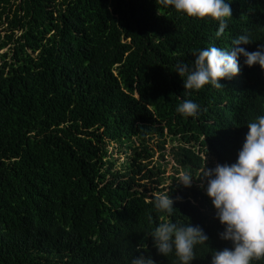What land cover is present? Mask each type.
Returning <instances> with one entry per match:
<instances>
[{"label": "trees", "instance_id": "1", "mask_svg": "<svg viewBox=\"0 0 264 264\" xmlns=\"http://www.w3.org/2000/svg\"><path fill=\"white\" fill-rule=\"evenodd\" d=\"M230 7L217 38L218 21L163 0H0V264H130L141 254L178 264L149 236L161 219L208 235L191 264L230 247L193 180L204 166L235 161L247 123L264 115V70L241 57L232 79L196 91L175 72L178 62L192 63L193 50L230 49L240 34L250 37L240 45L248 51L264 44V0ZM184 99L200 106L198 116L175 111ZM153 136L180 142L175 156L196 176L191 186L179 176L165 184L160 164L143 165ZM111 143L126 155L120 167ZM151 176L163 185L156 194L173 197L172 216L140 190Z\"/></svg>", "mask_w": 264, "mask_h": 264}, {"label": "clouds", "instance_id": "2", "mask_svg": "<svg viewBox=\"0 0 264 264\" xmlns=\"http://www.w3.org/2000/svg\"><path fill=\"white\" fill-rule=\"evenodd\" d=\"M163 4L189 17L218 21L217 38L224 32L227 18L232 17L230 0H163ZM249 42L248 34H240L232 39L230 49L212 45L193 50L190 65L178 62L175 66L183 88L196 91L205 85L221 87V79L230 80L240 72L241 57L243 65L258 64L264 70V44L254 51L240 46ZM175 111L183 117H196L201 109L193 100L184 99ZM198 177L202 178L201 187L222 225L218 237L230 242V247L213 249L209 264H253L264 258V115L247 123V132L234 162L204 166ZM193 178L196 176L185 171L177 181L188 187ZM173 203L169 194L152 196V207L157 213L172 216L176 209ZM148 220L151 223L152 217ZM149 236L159 254L165 257L173 254L178 264H191L195 246L209 239L199 225L166 219H161ZM130 264H155V261L141 254L132 258Z\"/></svg>", "mask_w": 264, "mask_h": 264}, {"label": "rangeland", "instance_id": "3", "mask_svg": "<svg viewBox=\"0 0 264 264\" xmlns=\"http://www.w3.org/2000/svg\"><path fill=\"white\" fill-rule=\"evenodd\" d=\"M164 133L167 134V129L164 130ZM162 142H163L162 138H157L155 136L149 139L148 147L151 150L152 154L146 159L142 160V163L143 165L146 164L148 167H152V166L156 167L158 164H160L161 167L165 169L164 172L165 184H168L170 183L172 176H180V174L185 171L181 169V166L176 160V156H175V152L176 150H178L177 146L180 144V142L176 139H172L169 136L166 138V141H164V143ZM136 145L138 146L139 143L137 142ZM160 146H162L163 148H160ZM108 150L113 154L114 158H116L117 167H120L121 163L124 162L126 155L118 150L117 143H111V145L108 146ZM128 154H130V152H128ZM204 157L208 158L206 157V155H204ZM209 161L211 162V160H207V162ZM142 170L143 169H141L140 171ZM143 172H146V170L142 171L140 174H142ZM200 173L201 170L199 169L196 173V176H199ZM110 176L107 175L106 179L107 180L111 179ZM193 181L197 185L201 186L202 180H193ZM141 182L146 185L145 186L146 189L145 187L144 188L142 187L140 188V190L146 191V194H148V196H150V194L157 193L156 189L160 186L161 187L163 186L153 176H151L150 179L146 177L142 179Z\"/></svg>", "mask_w": 264, "mask_h": 264}]
</instances>
